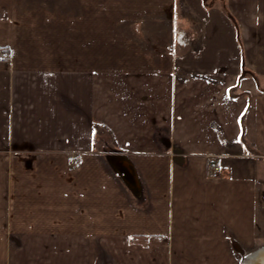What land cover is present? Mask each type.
Masks as SVG:
<instances>
[{
  "label": "crops",
  "instance_id": "1",
  "mask_svg": "<svg viewBox=\"0 0 264 264\" xmlns=\"http://www.w3.org/2000/svg\"><path fill=\"white\" fill-rule=\"evenodd\" d=\"M262 248L264 0H0V264Z\"/></svg>",
  "mask_w": 264,
  "mask_h": 264
},
{
  "label": "built area",
  "instance_id": "2",
  "mask_svg": "<svg viewBox=\"0 0 264 264\" xmlns=\"http://www.w3.org/2000/svg\"><path fill=\"white\" fill-rule=\"evenodd\" d=\"M9 57H10L9 53L4 51L1 55V61H7L9 59ZM209 172H210V176L212 178H218L219 177L220 167L218 166V164L213 159L210 160Z\"/></svg>",
  "mask_w": 264,
  "mask_h": 264
},
{
  "label": "water",
  "instance_id": "3",
  "mask_svg": "<svg viewBox=\"0 0 264 264\" xmlns=\"http://www.w3.org/2000/svg\"><path fill=\"white\" fill-rule=\"evenodd\" d=\"M252 255H250V257H248V260H249V262H252V264H255L257 259L264 258L263 257L264 256V248L258 250L253 256ZM262 264H264V262Z\"/></svg>",
  "mask_w": 264,
  "mask_h": 264
}]
</instances>
